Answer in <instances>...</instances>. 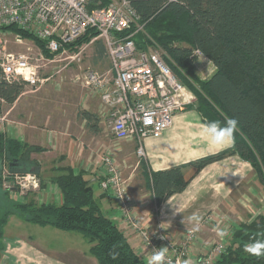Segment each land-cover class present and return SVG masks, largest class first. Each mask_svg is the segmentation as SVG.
<instances>
[{"label": "trees", "instance_id": "obj_1", "mask_svg": "<svg viewBox=\"0 0 264 264\" xmlns=\"http://www.w3.org/2000/svg\"><path fill=\"white\" fill-rule=\"evenodd\" d=\"M129 1L144 24V30L135 37L138 48L145 49L149 44L163 47L173 71L194 92L195 98L178 112L196 109L204 122L215 120L221 126L226 118L238 121L231 147L159 171H150L147 161L141 160L139 168L150 191L149 198L160 208L172 195L184 191L204 167L233 154L249 161L264 182V0ZM109 2L92 0L90 6H105ZM8 28L23 38L33 39L47 57L58 53L49 51L45 41L30 32L14 25ZM97 34V30L90 28L66 47L78 51ZM93 43L104 58L105 43L100 39ZM196 49L212 60V69H216L206 79L197 70L199 61L193 56ZM25 87L24 82L5 79L0 68V113L5 105L12 106L19 99ZM88 116L93 119L92 114ZM46 150L0 130V264L6 249L5 227L15 213L26 222L81 233L98 264H148L117 222L105 214L84 171L76 172L69 165L54 168L55 173L49 177L62 196L61 202H38V192H33L32 197L26 192L19 196L20 200L15 197L19 188L4 186V163L8 166L7 179L16 173L41 177L42 164L32 155ZM189 166L191 174L185 171ZM46 187L41 178V188ZM255 239H264V214L234 228L225 250L213 264H264V257L244 251V245Z\"/></svg>", "mask_w": 264, "mask_h": 264}, {"label": "built area", "instance_id": "obj_2", "mask_svg": "<svg viewBox=\"0 0 264 264\" xmlns=\"http://www.w3.org/2000/svg\"><path fill=\"white\" fill-rule=\"evenodd\" d=\"M91 1L0 0V68L5 79L21 81L38 90L52 77L43 76L41 69L66 55L74 61L81 60L86 46L102 40L110 67L105 71L87 69L75 81L99 94V112L107 120L114 146L133 141L139 165L147 159L145 140L160 137L172 125L176 113L195 95L173 71L163 47L149 44L145 49L138 48L135 37L144 30V24L129 0H110L108 5L94 8ZM12 25L44 40L49 51L58 53L47 57L33 39L23 38L8 28ZM90 28L98 32L90 43L73 52L66 47ZM12 43L24 45L25 50H13ZM205 59L209 60L206 56ZM4 120L0 114V130ZM117 151L101 157L100 186L116 200L122 222L141 239L146 255L143 257L148 261L159 247H167L169 264H184L186 260L190 264H213L225 250L226 238L213 241L205 254L192 259L198 228H186L176 241L161 219L146 221L131 196ZM7 173L6 169L5 187L19 188L20 193L41 188V179L35 173H16L12 179L6 178ZM149 204L156 213L158 207L150 198ZM215 220L214 215L208 214L203 223Z\"/></svg>", "mask_w": 264, "mask_h": 264}, {"label": "crops", "instance_id": "obj_3", "mask_svg": "<svg viewBox=\"0 0 264 264\" xmlns=\"http://www.w3.org/2000/svg\"><path fill=\"white\" fill-rule=\"evenodd\" d=\"M27 93L24 92L10 107L8 114L18 106V118H8L9 127L7 129L9 132L7 131V133L31 144L46 147V151L32 155L42 164L41 177L47 178V175H53L56 166L69 165L76 172L84 171L87 176L89 174L90 179L96 178L100 184L101 176L100 172H97L99 158L94 153L99 151L100 147H96V145L102 147L113 141L107 120L105 125L102 122L105 118L99 112L100 98L98 97L99 107L97 105V109L87 105L88 99H83L80 104L82 107L76 116L80 132L69 131L67 127L69 120L64 123L59 133L53 134V128L47 129L46 127L52 118L56 119L57 113L55 112L53 115L47 109L46 114L40 117L38 101L29 100L30 95L25 96ZM87 95L86 98H88ZM30 105L31 107H29ZM84 111H87V114H84ZM90 113L93 117L92 121L88 119ZM96 114L99 117L93 116ZM44 120L43 123L46 124H39L38 121ZM94 120L96 121L94 122ZM204 123L201 114L196 109H185L175 115L172 125L160 137L147 138L145 149L149 170L159 171L182 165L233 145L234 140L223 145L209 143V139L202 131ZM87 138L97 139L98 143L89 145L86 142ZM126 143L135 145L133 141H126ZM115 150L121 152L122 147H117ZM40 154L50 155L51 162L36 157ZM129 158H131L130 155L123 158L124 164L128 162ZM59 159L61 161L56 164L55 162ZM135 168H139L138 162H136ZM185 171L191 174L193 170L189 166ZM50 186L47 184L40 194L45 196L46 201L57 199L58 202H61L58 190H52L53 185ZM149 194L150 191L140 198L133 195L139 205L141 216L146 221L156 222V219H161L173 240H179L186 228H198L192 259L205 254L213 241L225 237L224 240L227 242L233 229L242 222L252 221L264 214V182L259 179L252 164L238 154L227 156L204 167L195 175L184 191L172 195L158 208L156 213L153 211L152 205L149 204ZM98 199L104 201L105 204H110L108 207L112 210L107 207L108 212H111L109 216L125 232L133 248L142 255L144 252L143 243L137 234L122 222L113 196L102 191ZM208 214L214 215L216 222L204 224V218ZM221 231L226 232L227 235L221 237L219 235ZM6 241L9 244L6 245L4 254L9 252L7 258L11 264H98L96 257L90 253V245L89 251L83 248L85 241L82 237L77 240V245L54 246L43 243L42 240V242L24 239H18L16 242H11L9 239Z\"/></svg>", "mask_w": 264, "mask_h": 264}, {"label": "rangeland", "instance_id": "obj_4", "mask_svg": "<svg viewBox=\"0 0 264 264\" xmlns=\"http://www.w3.org/2000/svg\"><path fill=\"white\" fill-rule=\"evenodd\" d=\"M15 36V34H13ZM12 49L15 51H22L25 50L24 45H16L15 43H12ZM207 59L204 60V62H199L197 65V70L199 71V74L201 75L202 79H206L209 76H205L201 74L200 72H207ZM110 67V61L109 58L104 56V58H101L99 56V52L97 51V44L91 43L88 46H86L83 51L81 52V60H72L69 55L63 56L61 60H59L56 63L49 64V66L41 69V74L43 76H49L52 75L51 80L45 82L41 87H39L38 91L32 89L30 85L26 84L25 87V93L28 92L25 96H29V100L38 101L39 104V116L42 117L46 114V110L49 109L50 112L54 115V113H57V117L54 120H52L47 123V129L52 127L54 130L53 134H57L60 132V129L63 128L64 123L66 121H69L67 127L69 128L70 132H80L79 124L76 122V116L77 112L81 109L82 106L80 104L83 102V99L87 100V105H89L91 108L97 109V105L99 104V94L89 88L83 87V85L80 82L75 81V77L77 75H81L83 71L87 69H95L98 71H105ZM212 66L210 65L209 71L211 72ZM36 91V92H32ZM24 94V92L22 93ZM88 94V95H87ZM86 95L88 98H86ZM27 100V101H29ZM29 105V103H28ZM100 105V104H99ZM98 105V107H99ZM10 105H5L4 110L0 113L1 116H4L6 120H4L5 125L2 126L1 130H5L9 132L7 129L9 127L8 118H18V106L8 114V111L10 109ZM31 107V105L29 106ZM56 108V109H54ZM14 114V117L12 115ZM41 119V118H40ZM66 119V120H64ZM54 120V121H53ZM39 124H46L43 123L44 121H38ZM103 124L105 125L106 120L103 119ZM73 125V127H72ZM44 130V129H43ZM10 134V133H9ZM12 135V134H10ZM13 136V135H12ZM17 137V136H16ZM86 140V138H85ZM114 140V139H113ZM89 145H95L98 143L97 139H88L86 141ZM115 142H110L109 145L105 146H98L100 147L99 151H95L94 153L97 155L96 157L99 158V166L101 165V157L103 155L115 153L116 147L114 146ZM122 147V151L118 152V158L120 163L122 164V171L124 174V177L128 178L129 180V186H130V193L131 196L134 198L138 197L140 198L142 195L147 193L149 190L145 187V181L141 177V170L140 168L136 169L135 164L138 161L137 155H136V148L135 145H129L126 142H121L120 145H117ZM130 155L131 158L128 159V162L124 164L122 161L125 156ZM54 156V155H51ZM36 157H40V159H47L51 162L50 155L46 154H40ZM61 160L59 159L55 163H59ZM51 165V163H48ZM53 164V163H52ZM4 172L7 169L8 166L6 163L3 165ZM97 172L99 173V167ZM5 175V174H4ZM39 176V175H38ZM47 175L43 178L45 184L53 185L52 190L57 191L58 189L55 188L54 184H52L50 177ZM90 179V175L87 176ZM91 185L93 186L95 190V196L96 198H99V195L103 191L100 187L99 181L96 178L90 179ZM4 184V182H3ZM50 186V187H51ZM49 187V188H50ZM43 189L40 188L39 190H30L27 193L28 197L33 196V192H38V196L35 197V199L38 200V202H42L45 199V196L41 195ZM59 192V191H58ZM15 197L18 199V197H22V194H25L26 191L23 193H20L19 191H16ZM26 193V194H27ZM134 195V196H133ZM19 197L20 200H22ZM100 201V199H98ZM55 202H58L57 199L54 200ZM103 211L106 215L109 216L108 209H110L108 206H110L109 203L105 204L104 201H100ZM108 207V209H107ZM106 209V210H105ZM112 210V209H110ZM119 213V210H117ZM111 215V214H110ZM194 228V227H190ZM80 237L83 238L85 242L83 245V248L85 250H88L89 248V242L87 239L79 232H64L54 226L48 225V226H40L34 223L26 222L22 217L15 213L12 215L9 219L8 224L5 227V243H7V239H9L11 242H16L18 239H24V240H35L40 241L43 243H49L53 244L54 246L58 245H64V244H75L77 245V240L80 239ZM42 240V241H41ZM11 245V244H10ZM9 250V249H8ZM89 251V250H88ZM9 252H7L8 254ZM7 254H3L1 259V264H11L8 261Z\"/></svg>", "mask_w": 264, "mask_h": 264}, {"label": "clouds", "instance_id": "obj_5", "mask_svg": "<svg viewBox=\"0 0 264 264\" xmlns=\"http://www.w3.org/2000/svg\"><path fill=\"white\" fill-rule=\"evenodd\" d=\"M193 56L199 62H204L205 55L200 49H196L193 53ZM213 63L212 60L207 61V72H200L205 76H211L212 72L216 69L213 68L211 72L209 71L210 65ZM238 121L235 118H226L223 126L219 121H207L203 125V133L209 139V143L213 145H223L225 143L231 142L234 140L235 133L237 131ZM221 237L226 236L227 233L221 231L219 233ZM244 251L251 256L262 258L264 257V239H255L250 243L244 245ZM148 264H169L168 260V248L159 247L158 250H155ZM184 264H190V261H185Z\"/></svg>", "mask_w": 264, "mask_h": 264}]
</instances>
